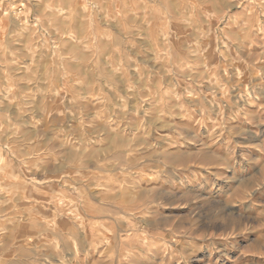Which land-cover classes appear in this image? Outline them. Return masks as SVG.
Here are the masks:
<instances>
[{
  "label": "rangeland",
  "instance_id": "obj_1",
  "mask_svg": "<svg viewBox=\"0 0 264 264\" xmlns=\"http://www.w3.org/2000/svg\"><path fill=\"white\" fill-rule=\"evenodd\" d=\"M0 264H264V0H0Z\"/></svg>",
  "mask_w": 264,
  "mask_h": 264
},
{
  "label": "crops",
  "instance_id": "obj_2",
  "mask_svg": "<svg viewBox=\"0 0 264 264\" xmlns=\"http://www.w3.org/2000/svg\"><path fill=\"white\" fill-rule=\"evenodd\" d=\"M103 183H105V181H103ZM106 187V186H105ZM121 191V188H119ZM116 200H123L121 199V197L118 194V197L114 198V201ZM120 207V208H118ZM95 208V209H94ZM93 208V212L88 213V217L93 218V219H107V218H121V217H125L126 215V211H127V207L125 206H114L113 204H109L108 201L106 200H102V201H98V204ZM120 224H126L125 223H121L119 222V226Z\"/></svg>",
  "mask_w": 264,
  "mask_h": 264
}]
</instances>
